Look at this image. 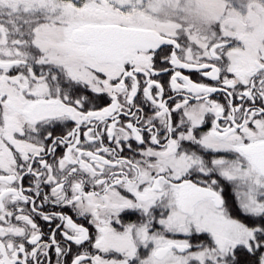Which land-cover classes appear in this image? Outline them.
I'll return each mask as SVG.
<instances>
[{
	"label": "snow or ice",
	"instance_id": "snow-or-ice-1",
	"mask_svg": "<svg viewBox=\"0 0 264 264\" xmlns=\"http://www.w3.org/2000/svg\"><path fill=\"white\" fill-rule=\"evenodd\" d=\"M0 264H264V0H0Z\"/></svg>",
	"mask_w": 264,
	"mask_h": 264
}]
</instances>
